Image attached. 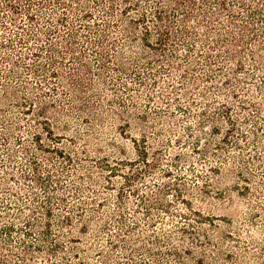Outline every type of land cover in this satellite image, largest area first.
Instances as JSON below:
<instances>
[{
    "label": "rangeland",
    "instance_id": "374dc122",
    "mask_svg": "<svg viewBox=\"0 0 264 264\" xmlns=\"http://www.w3.org/2000/svg\"><path fill=\"white\" fill-rule=\"evenodd\" d=\"M245 1L250 7H255L257 3L256 0ZM87 2L92 18L82 19L80 22L88 24L93 29L103 30L104 18L101 14H103L104 2H94V0ZM122 6L118 5L117 13ZM4 12L10 14L7 9ZM44 12L46 15L53 12V22L61 13L56 6L53 7V11L46 7ZM139 12L136 9L132 10L129 16L137 17ZM246 15H254V19L251 20L252 29L244 32L243 62L240 64L225 59V56L221 57L228 50L226 42L219 46L218 51L222 55L215 57L218 51L207 48L201 50L202 47L199 48V44L192 40L197 50L192 52V57L195 58L194 64L188 66L181 58L186 52L184 50L186 46L181 43V52L179 51L181 56L173 59L183 64L187 71L186 79L181 77L182 73H186L184 70L170 67L165 59L150 67L142 65L139 67L135 63H128L130 60L127 59L137 56L139 58V55L141 56L145 51L140 39L136 46L131 45L135 43L127 42L129 40L127 39L126 46H129L123 54V58L127 59L123 62L129 64V69L124 71L120 66L119 69H105L103 74L107 79V85L97 75L101 71L99 60L103 50L88 44L87 60L91 69L88 77H91L95 83V89L89 90L90 95L93 97V93L101 94L106 106L117 96L123 97L126 108L131 109L133 113L146 115L147 119L131 118V128L124 129L125 137L118 134L120 128L117 125H121L122 122H118L112 131L103 136L96 134L101 139H94L97 144L88 146V155L83 151L86 149V144L82 139L77 138L76 142H72L62 137H70L75 130L70 132L62 126L49 125L46 127L52 131L47 133L42 128L35 114L38 103L28 113H24L25 107L1 105L0 114L10 118L9 121L15 124V127L8 136L4 123L0 120V245H2L0 260L6 258L12 264H19L21 260L15 255L12 256L10 251L18 255L23 254L22 249L25 244L49 249L50 242L42 239V231L45 229L46 219L51 218L52 237L57 238L56 234H58V241L63 247L56 256L48 260L41 257L42 254H38L34 259H27L26 264H60L62 256L68 258L67 260L64 258L66 261L64 264L68 262L107 264L106 261L108 264H160L152 256L157 253L165 256L168 262L166 264H263L264 39L259 33L264 26V5L260 12L255 9L250 13L244 9V19ZM40 23L30 24L25 16L20 18V24L28 25V29L34 32L36 27L48 24L44 19ZM9 26L12 29L3 32V35L0 28V36H3L1 40L11 37L13 44L5 48L1 47L0 56L9 55L15 60H20L18 71L22 77L30 80V86L36 85L37 81L42 83L39 91H36L41 98L48 101L49 96L44 91L52 92L49 89L59 82V78L52 77L50 83L46 85L33 75H29V71L22 67V63L32 64L38 60L29 54L35 49L33 45H36L34 43L37 40L30 43V48H20L14 33L19 34L22 31L12 24ZM66 28L59 27L64 35ZM141 29L140 26L138 38L141 36ZM78 30L76 35L85 33L80 28ZM86 34L88 39L95 36L91 31ZM78 37L83 41V36ZM111 38L121 43L124 36L118 31L112 33ZM51 39L54 41L56 37L53 36ZM55 41L58 45L64 44V39L57 38ZM38 42L41 45L39 60L47 65V56H49V52L45 51L48 48L47 37L41 34V40ZM59 46L62 48L61 45ZM208 54L212 55V58H218L219 61L205 66L204 56ZM70 60V57L66 56L67 67L71 64ZM116 63L117 60L112 56L109 64L115 66ZM2 67L9 69L11 65L6 64ZM163 67L167 68L163 69ZM148 71H152L153 74L146 78V85L140 84L139 78L148 76ZM200 75L209 77L207 80L196 79ZM153 78L157 79V84L153 83ZM10 83L14 84V81ZM62 85L57 84L59 87L57 93L56 91L50 93V98L55 97L61 102L65 97L62 89L67 92L64 83ZM109 87H117V93L111 91ZM3 89L4 86L0 85V95L3 94ZM186 90L191 93V98H186L182 94ZM201 92H206L208 97H203ZM151 93L154 95L153 100H149ZM34 94L35 92H31L29 95L34 96ZM20 95L25 96L24 93ZM134 101L135 105L132 104ZM229 116L233 120L232 125L228 121ZM82 117L83 114L76 120L79 124L71 126L73 129H79L80 135L90 131L85 122L87 119L81 120ZM141 123H144L142 127L147 126L148 164L135 154L134 144L130 138L131 136L135 139L142 138L141 131L144 128L139 129ZM36 132L41 137L39 140L41 146L33 139ZM57 134L61 137H56ZM19 137L22 140H18ZM109 142L115 144V149L108 146ZM96 147L99 148L97 151H95ZM57 148L63 149L64 154L74 149L80 159L70 165L57 154ZM7 153L11 155L8 156ZM72 156L75 158L73 152ZM120 159L125 161L130 159L133 162L126 165L118 164L119 172L115 177L114 173H110L105 168V164L108 162L115 165L116 160ZM35 164L42 177L38 181L35 180L33 173ZM82 164L88 165V179H81L87 176L82 172L84 169H77ZM242 166H244V181L236 175L226 178L225 174L231 171L238 173ZM133 172H141V176L131 181L129 185L124 177L119 176L120 173L128 176ZM48 173H51L52 179H49ZM25 175L28 177L26 178ZM57 179L60 180L58 184H56ZM243 185L244 195L236 190ZM80 187L83 191H79ZM216 189L227 191L222 198L217 196L214 198L215 201L223 200L224 204L212 206L200 202V198L204 195L215 196ZM119 190L123 191V195L118 199ZM229 194L237 203L236 206H230ZM46 195L53 196L50 202L47 201ZM61 197H65L67 203L71 204L70 208H67L68 211L65 207L61 208ZM144 198L146 199L143 200ZM182 199L192 201V209L200 211L217 226L211 225L208 219L203 223L196 222L194 219H198V216L186 208ZM81 201L88 202V212L76 208L77 205L79 208L84 206L81 205ZM41 204L52 208L51 217L45 214L46 208ZM149 205L154 206L150 212L147 211ZM181 213L188 214L190 218L181 217ZM80 214H83V219ZM65 215L72 216L73 226L62 222ZM112 215H116L119 220L125 219L129 226L133 225V228H129L130 231L120 230ZM34 217L32 230L29 234H25V229L31 227L25 221ZM87 219L88 227L85 228L83 224L87 223ZM107 221L111 224H107ZM10 223H14L15 228L6 235L4 228ZM188 223L193 225L192 231L197 240L193 235L182 231L183 228L192 229L189 228ZM199 231L200 233L207 231L215 241L221 242L219 257H217V247L208 243L204 247L205 238L199 234ZM227 233H231L232 236H226ZM120 236H125L130 247H134L132 253L121 250L123 241L118 239ZM7 240L9 243L5 244ZM173 246L180 252L182 256L180 259L169 254L173 252ZM203 251H206L208 257H217L218 262H211V259L203 257L201 254Z\"/></svg>",
    "mask_w": 264,
    "mask_h": 264
},
{
    "label": "trees",
    "instance_id": "16d2710c",
    "mask_svg": "<svg viewBox=\"0 0 264 264\" xmlns=\"http://www.w3.org/2000/svg\"><path fill=\"white\" fill-rule=\"evenodd\" d=\"M94 2H104L103 14H101V16H103L104 18L102 19L104 21L103 26L105 28L101 31L97 30L96 28L93 29L88 24L80 22V20L82 19L92 18V13L90 9H88L87 0L0 1V17L2 16V18H0V28L2 30L1 35H3V32L11 30L12 28H10L9 25L12 24L17 29H21L20 31L24 32H19V34L14 33V35L17 37V43H19L20 48H30V43H33L35 40H37L36 43H34L36 45H33L35 46V49L29 54H31L38 60H36L32 64L26 62L22 63V67H25L27 71H29L30 76L33 75L35 78L39 79V81L41 80L46 85L50 83L52 77H57L59 78V82L57 84H61V86H63L62 84L64 83V87L67 89V92L62 89V93L65 92V97L60 102L57 101L58 99L53 96V98H50V93L53 94L54 91H56L57 93V90L59 88L57 84L52 85V87L49 89L52 92L48 93V91H44V93L49 96V100L46 101L44 98H41L38 95V89L40 86H42V83H38L37 81L36 85L30 86V80L24 79L20 71H18V65L19 63H21V61L15 60L9 57V55H1L0 78L2 79L0 81V85L4 86V91L3 94L0 95V107L4 104H7L11 107H25L26 111H24V113H28V111L33 108L36 103H38V110L35 114L37 115V120H39V124L42 125V128L46 130L47 133H51L52 131L48 127H46L49 125L62 126L70 132L75 130L73 131L72 135H70V137H62L72 142H76L77 138L82 139L86 144V149L83 150L86 154L88 153V146L97 144V141H94V139H101V137L96 136V134L99 133L103 136L112 131L113 127L118 122H122L121 125H117V127L120 128L118 134L125 137L124 129L126 127L131 128V118L147 120L146 115H140L135 112L133 113L131 109L129 110L128 108H126V101L125 99H123V97L117 96L112 100L111 103H107V106L105 105L106 103L103 102V97L101 96V94L93 93V99V97L89 93V90L95 89V83L91 77H88L91 72L90 64L87 60L88 44H93L103 50V52L100 54L99 60L101 71L97 73V75L107 85V79L103 74L105 69H119L118 67L120 66L121 69L125 71L129 69L128 63L130 62L135 63V65L139 67L141 65L143 67H150L154 63L161 62L162 59H165L170 67L182 71L184 70V72L186 73H182L181 77L186 79L187 71L184 69L183 64L178 60H174L181 56V43L186 46L184 47V50L186 52L182 54L183 57L181 58L184 59L188 66L194 64L195 58L192 57V52H195V50H197L194 43L199 44V48L202 47L201 50L207 48V50L218 51L220 50L219 46H221L223 42H226L228 44V50L225 51L226 54H223V56H221L222 54L218 51V54H215V57L225 56V59L229 61H237L241 64L244 59V32L250 31L252 29L253 21L251 20L254 19V15H246V19H244V9H247V11H250V13L255 9H258L260 12L262 6L264 5V0H256L257 3L255 7H250L249 3H247V1L245 0H94ZM118 5H123L119 9V13H117ZM54 6H56L57 9H59V11L61 12L55 22L52 21L54 18L53 12L48 13L49 15H46V13L44 12V9L46 7L51 8L53 11ZM236 6H238L239 9L236 10ZM6 9L10 12V14H5L4 10ZM135 9L137 11H140L139 15L137 17L129 16V12ZM23 16L26 17L27 21L30 24H41L40 22L42 21V19H44V22L48 23L49 25L45 23V26L41 25V27H36V30L34 32L28 29V25L22 26L20 24V18ZM224 17L226 19H224ZM56 23H58L59 26L58 24L56 25ZM60 26L67 27L64 31L65 35L60 32ZM140 26L142 27L140 31L141 36L138 38V28ZM78 28H80L83 32L85 31V33L76 35V32L79 31ZM15 30L16 29H13V31ZM89 31L95 34L93 38L88 39V35L86 33H88ZM118 31L121 32V35L123 34L124 36L121 43H118L116 39L111 38V34ZM41 34L45 35L48 40V48L45 50L46 52H49V56H47V65L39 60V58H41L39 53V50H41V45L38 44V41L41 40ZM261 34L262 38L264 39V26L261 33H259V36ZM226 35L230 36L231 38H228ZM53 36H55L56 39H64V44H59L62 46V48H60L58 43L55 41L56 39L54 41L51 39ZM78 36H83V41H80ZM1 38H3V36H0V48H5L11 45V37H5L4 40H1ZM139 39L144 45L145 52H143L141 56L139 55V58L138 56L135 58L130 57L131 59L123 58V54L129 46H126L125 40H127V42L129 43H135L131 45L136 46L138 45L137 43ZM192 40L194 41V43L192 42ZM184 41L186 43H184ZM111 50H113L114 52H110ZM66 56L70 57L71 59V64L68 65V67L65 63ZM112 56L115 60H117L115 66H111L109 64L110 58ZM126 59L130 61L128 63L123 62L126 61ZM204 61L205 66H209L211 64H216L219 60L218 58H212V55L208 54L204 56ZM73 63L75 64V66H73ZM6 64H10L11 67L9 69H6V67H2L6 66ZM166 68L167 67H163V69ZM148 73V76L139 78L140 84H145L146 78L149 77V75L153 74L152 71H148ZM208 77L209 76L207 75H200L196 77V79L207 80ZM11 81H14V84H11ZM153 83L157 84L156 78H153ZM109 89L114 93H117V87H109ZM31 92H35L34 96L29 95ZM21 93H24L25 96L20 95ZM182 94H184L186 98H191V93L187 90ZM201 94L203 97H208V94L206 92H201ZM153 96V93L149 94V100H153ZM95 98L98 99L95 100ZM132 104L135 105L136 102L134 101V103ZM81 114H83L84 116L81 120H84L86 118L87 120L85 122L87 125V129H90L88 133H81L83 137L80 135V131H78L79 129L71 128L73 124H79L76 122V120ZM88 117L90 118L89 120ZM9 119L10 118H7L6 116L0 114V120L3 121L4 128L8 132V136L13 131V127H15V124L11 123ZM228 121L231 123V125L233 124V120L230 119V116L228 117ZM142 125L144 126V123H141V128H139L140 130L144 128L143 131H141L142 138L135 139L133 136L127 137H130L132 139L135 148V154L138 155V158L141 159L145 164H148V149L146 145L148 138V135L146 133L147 126L145 125V127H142ZM55 136L58 138L61 137L60 134H57ZM242 136H244V133H242ZM6 139L7 138L5 137L4 140ZM33 139L41 146V143H39L41 137L37 132L34 133ZM18 140L22 139L19 137ZM7 141L9 143V137ZM109 145L112 149H115V144L113 142H109L108 146ZM98 149L99 148L96 147L95 151H97ZM7 150L9 151L8 147ZM72 152L73 154H75V158L72 156ZM7 154L8 156L11 155V153ZM57 154L63 157L66 160V163L70 165H72L74 161L80 159L78 152H76L74 149H72L68 154H64L63 149L57 148ZM131 162L133 161H130V159L128 161L120 159L119 161L116 160L115 165H111L107 162L105 164V168L109 170L110 173H114L113 175L116 177L118 176L117 172H119L118 164L126 165ZM36 165L37 164H35V166L33 167V173H35V180L38 181L41 180L42 177L39 175L38 167ZM77 169H84L82 172H84V174H87V176L85 178L81 177V179H88V165H79ZM140 174L141 172H133L127 176L120 173L119 176L124 177L129 185L131 181L139 178L141 176ZM225 175L228 179L231 178V176L236 175L238 176V178L244 181V166H242L238 173H234L233 171H231L229 172V174ZM48 176L49 179H52L51 173H48ZM25 177L27 178L28 175H25ZM56 181V184L60 182L59 179H57ZM236 190L239 194L244 195V185L241 188L237 187ZM79 191H83V188L80 187ZM214 192L216 194L215 196L213 195L209 197V195H204L200 198V202L212 206H221L222 204H224L222 203L223 200L218 199L217 201H215L214 198L216 196L222 198V196L227 191L222 192L216 189V191ZM122 195L123 191L119 190L117 194L118 199L122 197ZM179 195L180 194H178V196ZM51 197L53 198V196L51 195H46L48 202L51 201ZM145 199L146 198H144L143 200ZM228 199L229 202H231V207L237 205V203L233 201V198L230 194L228 195ZM67 202L68 201L65 197L60 198L61 208L65 207L66 211L69 210L67 208H70L69 206L71 205ZM182 202L186 205V208H188L194 215L198 216V219H194L196 222L203 223L206 221V219L210 220L209 218H206L205 215H203L200 211L192 209V201L182 199ZM45 203L47 202H44V204ZM81 205L84 206H81L79 208L77 205L76 208L79 209V211L88 212V202L81 201ZM42 207L46 208L45 214L48 215V217H51L52 208L45 205H42ZM151 209H154V206L149 205L147 207V211L150 212ZM80 216L82 217V219L84 218L83 214H80ZM112 216L116 222V226L120 230L130 231V229L133 228V225L129 226V224L126 223L125 219L121 218L119 220L116 215ZM180 216L183 218H190L188 214L184 213H181ZM33 220H35V217L25 221L27 225L31 226L28 229H25V234H29L30 230H32V224L35 223ZM84 220H86V218ZM62 222L65 225L73 226L72 216L65 215ZM89 223H91V220L89 221ZM109 223L110 221L107 224ZM209 223L211 225L217 226V224L213 223L211 220ZM228 223H230V221H228ZM83 225H85V228L88 227V219L87 223H84ZM114 225L115 224H113V226ZM188 226L192 229L187 230L186 228H183L182 231L193 235V238L197 240L194 231H192L194 229L193 225L188 223ZM44 227L45 229L44 231H42V239L44 241L50 242L51 246L49 247V249H45L44 247L42 248L41 246L40 248L39 246L37 247L25 244L22 249L23 254L18 255L17 253L10 251L12 256L15 255L21 260L19 264H26L27 259H34L38 256V254H42L41 257L48 260L52 256H56L59 253L60 249L63 247V244L58 241V234H56L57 238L52 237L51 218L46 219ZM14 228V223L6 225L4 228L6 235H9L10 232L14 230ZM199 234H201V236L205 238L204 247L207 245L206 243L217 247V257H219L221 253L219 252L221 249V242L215 241L212 236L208 235L207 231H204L202 233H200L199 231ZM226 236L231 237L232 235L231 233H227ZM118 239L123 241L121 250H123L124 252L132 253L134 247H130L128 239H126L125 236H120L118 237ZM4 243L8 244L9 242L7 240ZM8 250L11 249L8 248ZM169 254L179 259L182 257L175 246H173V252ZM201 254L205 258L211 259V262H218L217 257H208L206 251H203V253ZM228 255L229 254H227V256ZM152 256L155 258L156 262L160 264L168 263L164 255L157 253ZM61 258L62 260L60 264H64V262H66L65 259H68L64 256H62ZM108 259L112 261V259ZM106 263L108 264V261H106ZM0 264L12 263L8 262V260L4 258L0 260ZM68 264H71V262H68ZM80 264L82 263L80 262Z\"/></svg>",
    "mask_w": 264,
    "mask_h": 264
}]
</instances>
